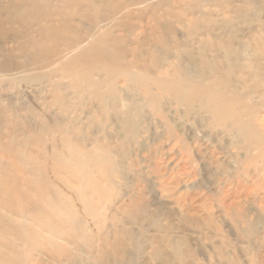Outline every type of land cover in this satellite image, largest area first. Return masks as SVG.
<instances>
[{"label":"rangeland","instance_id":"obj_1","mask_svg":"<svg viewBox=\"0 0 264 264\" xmlns=\"http://www.w3.org/2000/svg\"><path fill=\"white\" fill-rule=\"evenodd\" d=\"M63 1L40 0L38 7L49 4L60 14L73 13L74 21L58 22L56 17L51 23L42 19L33 24L25 16L24 25L0 23V143L17 146L27 142L28 150L37 152L35 139L40 137L47 147L48 186L74 212L59 218L65 238L57 239L40 230L41 219L36 215L22 212L24 217L14 216L6 209L7 204L12 207L10 203H0L3 257L16 258L12 264H162L167 257L168 264H174L168 241L180 240L186 254L181 264H264V167L258 170L245 162L242 148L246 142L239 136L203 126L204 113L195 110L186 114L185 107L170 97L158 106L148 102L141 89L145 81L140 82L148 78L150 95H157L160 91L155 81L178 68L194 80L202 73L205 82L212 81L211 74L220 68L225 85L233 84L241 100L260 113L264 110V0H146L127 11L101 8L98 14L107 18L98 27L82 21L74 14L76 8ZM25 7L17 0H0V20L14 16L17 9L26 14ZM127 14L130 16L125 17ZM175 14L183 20L176 23L170 17ZM154 18L160 20L155 28ZM165 28V37L157 39L155 35ZM104 32H109L115 43L107 42ZM77 39L83 40L82 49L92 52L97 47L104 55L110 54L112 77L71 64ZM43 47L66 54L63 61L71 65L62 63L63 67L72 68L81 77L90 76L96 86L101 84L107 107L94 98L92 87L82 82L81 89L74 88L71 77L63 74L57 62L29 69L43 55L34 50ZM227 48L229 53L241 52L243 58L230 62ZM246 62L252 64L251 71L254 66L262 68L259 77L245 75L242 67ZM229 64L236 67L232 73L226 69ZM129 79L134 85L128 84ZM53 84L63 95L65 109L53 102ZM127 106L130 120L134 119L128 131L120 125L117 112ZM61 129L85 149L111 153L113 185H103L111 195L99 201L98 210L93 202L96 194L88 193L93 196L89 198L93 215L72 194L77 182H60L54 177L53 153L57 151L52 146H61ZM249 153L254 157L257 150ZM4 168L0 164V190L8 187ZM132 199L139 212L129 218L123 210L130 209ZM15 201L14 209L20 208L21 202L17 205ZM25 225L46 242L38 238V243H30L29 236L33 239L34 235L23 228ZM48 239L55 247L51 248ZM155 249L163 259L155 256Z\"/></svg>","mask_w":264,"mask_h":264},{"label":"bare ground","instance_id":"obj_2","mask_svg":"<svg viewBox=\"0 0 264 264\" xmlns=\"http://www.w3.org/2000/svg\"><path fill=\"white\" fill-rule=\"evenodd\" d=\"M39 1L40 0H17V4L24 3L27 5V7H25L28 9V11H25L26 14H21L19 12L20 10L16 8L17 11L14 16L10 18L4 17L0 20V23L15 21L16 23H20V25H24L25 16H27L31 21L28 23L33 24H39L42 19H44L46 23H51L50 19L56 17L58 22L75 20L73 17L74 15L72 16L73 13L60 14L53 10L49 4H45V6L41 9V7H38ZM63 2L66 6L72 5L75 7L76 11L74 14H77L76 16L81 18L82 21L87 20L93 27H98V24L107 18V15L98 14V10L101 8H106L112 12H119L122 10L127 11L128 8L133 5L146 4V0H124L122 2H117V0H64ZM129 16L130 14L125 15V17ZM170 17H174L176 23L183 20V17L177 14L171 15ZM188 20L191 23H194L193 19L189 18ZM152 21L154 22V28L158 27L160 20L158 18H154ZM28 23L27 25H31ZM55 30V28L51 29V31ZM166 32H168L167 28L163 29L155 36H157V39H163L166 35ZM64 35H66L65 32ZM102 36L104 39H108L106 40L107 42L115 43V39L111 37L109 32H104ZM82 43L83 40L81 39H77L75 41V44L73 45V51L76 52V56L72 58L71 64H77L89 71H102L105 75L112 77L114 71L111 65L112 58L110 57V54H108V56L104 55V53L97 49V47L93 48L94 51L92 50V52L88 49H82ZM39 44L40 43L37 44V47H39ZM36 52L43 55L36 58V60L32 62L31 65H29V69L32 70L43 68L50 66L52 63L54 65L57 62L59 67H61L63 74L65 76L71 77L72 81L74 82V88L78 90L81 89L83 85L82 82L85 84L84 86L92 87V94L94 98L100 102L103 108L107 107L108 103L105 99V96L99 90V86H101V84L96 86V82H93L90 76L81 77L80 75L76 74L75 71L73 72L72 68H67L65 65L63 67L61 65L62 63L66 64L67 66L71 65L63 61V57L66 54L52 52L45 48L37 51L34 50V53ZM225 52L229 56V61L230 59L237 60V57L238 60L243 58H241V52L229 53L230 51L228 52V48L225 50ZM245 64L250 67H246ZM245 64L243 67L241 66L242 69L246 71L245 75L248 73V76L259 77L260 69H262L260 66H254V71H251L250 68L253 67L252 64H249L248 62ZM235 68V66L229 64L226 69L232 73ZM69 69H71V71H69ZM219 69L214 70L213 75L211 74L210 77L212 79L214 78L212 81L205 82V78L202 73L199 74L197 80H194L189 72L182 71L178 68V70L176 69L170 75L167 73L163 79L155 81L154 85L160 91V93L157 95H150L149 89L151 86L148 84V78L140 79V82L145 81L141 82L143 85L141 88L142 95L148 102L155 104V106H158L163 98L166 99V97H170L176 105L185 107V111H187L186 114L195 113V110L200 115H203L204 113V115L207 117L204 120L205 123H203V126L207 127V129L209 128L211 131H216V133L219 132L228 136H239L241 139H243V141L246 142V145L242 148L246 155L245 162L249 165L255 166V168L258 170H262L264 167V110L260 111L261 114L259 112L258 114L254 111V105L243 102L241 100V94L237 92L233 84L225 85V81H223L224 78L222 77L224 75L219 73L221 72ZM226 69L223 71H227ZM127 82L128 84L134 85V80L132 79L127 80ZM136 83L138 84V80ZM111 87H113V85H111L109 81L108 88L111 89ZM52 90L53 93L51 95L53 102L59 104L61 109H65L63 95L62 93L58 92V85L53 84ZM260 102H262V100ZM129 110L130 108L127 106L124 111H117L119 123L126 131L134 126V119L130 120L129 118ZM130 122L132 123L130 124ZM45 129L46 127H42V130ZM60 133L62 134V129L60 130ZM68 135V132L62 134V138L60 140L61 146L59 148L54 145L52 146V149L55 152L57 151L56 153H53V159L56 163V167L54 169L55 172L53 171V174L54 177L60 179V182L61 179H68L71 183L77 182L78 188L72 194L77 200H80L83 203L87 213L93 215V210H90L92 208L91 204L93 203L89 199H92L93 196L89 195L88 193L90 192V194H96L93 197V200L95 199L93 202H95L97 207L101 206L102 203L99 204L101 199L105 200L109 197V195H111V192L106 190V187L110 188V186L113 185V169H111L113 166L110 160L111 153L109 150L100 148H94L92 150L85 149L80 144V142L76 144L73 143ZM35 140L38 141L37 146H39L37 152L28 150L26 147L27 142L20 143L21 145L19 144L17 146H14L15 143H7L6 145H1L0 143V164L5 167L3 177L6 179L8 185L6 190H0V203H10L12 207L7 204L6 209L14 216L24 217L22 216V212H26L29 216L36 215V217L41 219L40 224L37 223L38 227H40V230L49 232L50 234L54 235V238L63 239L65 238V229L64 226L60 227L61 223L59 218L61 219V215L66 216L74 211H72L66 200L60 196L58 192L52 188V186H48V180L46 178L47 170L45 164V154L47 147L45 142H43L40 137ZM179 144L181 148H186V145L184 146L183 143ZM250 149H256L257 155L254 157H249ZM60 172H63L65 175H59ZM18 173L22 174L21 178L17 177ZM104 184L106 187L103 186ZM21 187H24L23 191H21ZM14 198H16L15 203L17 205H19L21 202L20 208L14 209ZM96 198H98V200ZM130 203L131 204L128 207L130 209L125 208L123 213H125L129 218H132L136 213L139 212V209L135 199H132ZM19 209L21 212H19ZM93 209L95 208L93 207ZM97 209L100 210L101 207ZM94 211H96L95 213H98L97 210ZM152 224L153 226H157L155 222H152ZM250 226L254 227L256 226V223H250ZM24 227L34 235L33 239L32 236H29L30 243H38V238L41 242H46V240L41 239L34 230H30L26 225L23 226V228ZM19 229L21 230V228ZM48 241H50V239H48L47 242ZM182 243L183 242L180 240L168 241L170 256L172 258L171 261L174 264H181L183 258L186 257V254L182 252L180 248ZM50 244L51 248L55 247V244L52 240L50 241ZM154 253L156 257L158 256L159 258H164L161 253H159L158 249H155ZM15 261L16 258L11 256L5 258L3 257V254L0 253V264H12ZM163 263L168 264L169 258H164Z\"/></svg>","mask_w":264,"mask_h":264}]
</instances>
